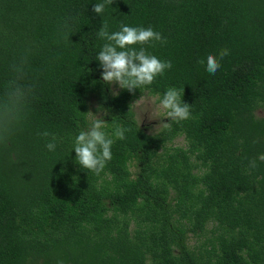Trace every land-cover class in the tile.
<instances>
[{
	"label": "trees",
	"instance_id": "16d2710c",
	"mask_svg": "<svg viewBox=\"0 0 264 264\" xmlns=\"http://www.w3.org/2000/svg\"><path fill=\"white\" fill-rule=\"evenodd\" d=\"M100 2L0 0V96L22 57L32 86L0 142V264H264V114H254L264 111V0H113L99 16ZM105 22L161 33L165 44L143 47L172 68L132 93L106 85L96 60ZM209 54L214 75L199 63ZM170 87L191 118L145 131L131 101ZM90 97L114 140L99 175L73 150ZM178 135L184 145H171Z\"/></svg>",
	"mask_w": 264,
	"mask_h": 264
},
{
	"label": "clouds",
	"instance_id": "9594fccd",
	"mask_svg": "<svg viewBox=\"0 0 264 264\" xmlns=\"http://www.w3.org/2000/svg\"><path fill=\"white\" fill-rule=\"evenodd\" d=\"M112 3L113 0L95 3L92 11L101 16L106 6ZM97 35L105 41L96 60L102 69L101 79L106 85H116L119 89L132 93L136 89L147 88L158 76H163L166 70L172 68L171 61H162L155 55L148 54L143 47L151 42L161 44L167 42L161 33L154 31L151 27H131L121 24L118 31L109 32L108 24L105 22ZM134 45H141V47L137 50L133 47ZM218 55L219 59H223L229 55V50L221 49ZM199 63L205 64V70L213 75L221 67L217 57L212 54L207 55L206 63L203 60ZM26 65L27 58L22 57L10 66L12 78L8 81L4 94L0 96V142H6L24 118L26 104L32 92V86L25 82ZM182 94L183 92L175 87H170L160 98L159 108L164 111V118L168 120L167 123L161 120L158 125L162 128H169V121H183L191 118V105L182 102ZM112 95L117 96L119 93L112 91ZM91 114L93 118L89 127L81 130L75 137L73 150L75 161L82 169L99 175L112 159L111 146L114 140L104 131L106 122L103 117ZM105 114H107L106 111ZM126 131L117 125L113 135L116 139L123 140ZM41 135L50 136L47 131L42 132ZM56 139L52 136L51 140L45 144L48 151H55ZM256 159L264 162V154H260ZM256 159L249 161V168L257 167ZM57 264H63V261H57Z\"/></svg>",
	"mask_w": 264,
	"mask_h": 264
},
{
	"label": "rangeland",
	"instance_id": "374dc122",
	"mask_svg": "<svg viewBox=\"0 0 264 264\" xmlns=\"http://www.w3.org/2000/svg\"><path fill=\"white\" fill-rule=\"evenodd\" d=\"M159 100L160 99H158L156 94H150L144 91L134 98L130 103L134 118L136 119L137 123L144 128L145 131L153 132L157 130L160 127L158 124L161 123V120L163 119V122L165 120V113L159 108ZM94 106L95 101L92 97H90L88 101V112L100 117V110L94 108ZM91 113H88L89 120L93 118ZM254 114L260 116L264 114V111L261 108H256ZM170 144L184 145L182 135H178L173 138ZM130 169L134 170L133 166H130ZM206 236H210L209 231H206L199 236H189L188 243L191 246L196 245L200 243Z\"/></svg>",
	"mask_w": 264,
	"mask_h": 264
}]
</instances>
